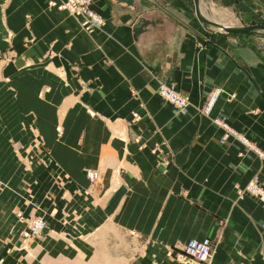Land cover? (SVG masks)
I'll use <instances>...</instances> for the list:
<instances>
[{"label": "crops", "instance_id": "1", "mask_svg": "<svg viewBox=\"0 0 264 264\" xmlns=\"http://www.w3.org/2000/svg\"><path fill=\"white\" fill-rule=\"evenodd\" d=\"M64 1L0 0V264H181L169 249L205 238L210 264H264V206L237 194L264 162L214 122L264 153V33L211 34L193 0H94L87 31ZM205 4L264 24V0ZM19 215L46 232L24 242Z\"/></svg>", "mask_w": 264, "mask_h": 264}, {"label": "built area", "instance_id": "2", "mask_svg": "<svg viewBox=\"0 0 264 264\" xmlns=\"http://www.w3.org/2000/svg\"><path fill=\"white\" fill-rule=\"evenodd\" d=\"M94 0H65L61 6H58L60 9H65L75 16L83 18V26L87 31H90L93 28H101L105 21L104 19L92 11L91 6ZM221 93L219 90L215 96L210 95L206 98L205 102L202 105V113L207 115L211 112L213 104L215 103L217 96ZM158 94L165 101L170 103L177 111H181L188 106L187 98L178 93L172 86H169L165 83H161L158 87ZM230 134L235 136L233 130L229 131ZM236 137V136H235ZM228 135L224 136V139H227ZM239 140L243 138L237 136ZM243 143L247 144V141L242 140ZM250 146V145H248ZM254 151L257 155L264 160V153L259 151ZM97 172H90L88 174V180L90 184H94L97 181ZM239 194H246L255 197L260 203L264 205V187L258 182L256 178L250 181L245 189L239 190ZM19 219L22 223L25 224V229L23 232V237L26 240H36L39 239L43 234L46 228L45 218L33 217L30 221L24 216L19 215ZM28 220V221H26ZM185 252L183 256H180L185 264H208L212 257V246L211 240H191L189 241L187 247H185Z\"/></svg>", "mask_w": 264, "mask_h": 264}, {"label": "rangeland", "instance_id": "3", "mask_svg": "<svg viewBox=\"0 0 264 264\" xmlns=\"http://www.w3.org/2000/svg\"><path fill=\"white\" fill-rule=\"evenodd\" d=\"M202 8H204L203 10H204V13H205V15L206 16H210V17H215L216 15H218V14H231V23L233 24V25H235V26H237V25H239V26H242L241 25V23H240V21L237 19V18H235V16H234V14L231 12V10L230 11H227V10H219V9H209V7L205 4V0H204V5L202 6ZM205 9H207V10H205ZM207 12V13H206ZM258 33V32H257ZM257 33H253V34H257ZM231 36V35H230ZM166 84V83H165ZM170 86V85H169ZM173 87V86H172ZM174 88V87H173ZM158 92V91H157ZM159 95V94H158ZM212 95V94H211ZM221 95V93H219V95L217 96V99L219 98V96ZM216 99V100H217ZM215 103H216V101H215ZM215 103L213 104V107H214V105H215ZM212 107V108H213ZM203 108V107H202ZM176 110V109H175ZM201 113H202V109H201ZM203 114V113H202ZM204 115V114H203ZM0 117H1V122H3L4 120L2 119L3 117H2V115L0 114ZM215 122H218V123H220V124H222V125H224L225 127H227V131L229 132V128H228V125L227 124H225V122H223V121H221V120H216ZM25 129H22V131H24ZM11 131H16V129H13V130H9V129H7V128H1L0 129V138L2 137V136H14V132H13V134H10L9 135V132H11ZM30 131V133H31V137L32 138H41L42 136H41V134L39 133V131L37 130V129H30L29 130ZM234 131V130H233ZM224 132V131H223ZM234 133H235V136L234 135H232L231 134V138H237V135H239L238 133H236L235 131H234ZM225 135H227V134H225V133H223V138L222 139H224V136ZM240 136V135H239ZM223 141H226V139L225 140H223ZM248 142V145H250L249 147L251 148V149H253V146H251V144L249 143V141H247ZM260 158V157H259ZM261 159V158H260ZM262 160V159H261ZM263 162H264V160H262ZM99 169H101V168H99ZM102 170V169H101ZM97 172L99 175L97 176V181H95L94 182V184H90L91 182L88 180V174L90 173V172ZM102 173L103 172H101L100 170H98V169H89V170H87L86 171V179L88 180V188H87V194L88 195H91L93 198H96V197H98L100 194H102L104 191V187H103V185H104V176L102 175ZM247 186V185H246ZM243 189H245V187L244 188H237V194H238V196H243V195H246V194H239V190H243ZM103 191V192H102ZM251 197H253V196H251ZM254 199H256L255 197H253ZM257 200V199H256ZM257 202L259 203V204H261L262 206H264L262 203H260L258 200H257ZM34 217H41V218H45L44 216H42V215H36V216H34ZM26 219H28L29 221L32 219V218H26ZM20 220V219H19ZM28 220H26V221H28ZM45 222H46V228H45V230H44V233L46 232V230H47V221H46V219H45ZM24 229H25V224H24ZM24 229L21 231V234H20V236L22 237V239L24 240V242H30L32 239H30V240H26L24 237H23V232H24ZM41 238V237H40ZM39 238V239H40ZM205 239H209V240H211V246H212V250H213V253H212V257H211V259L213 258V256H214V241L212 240V239H210V238H205ZM202 240H204V239H202ZM191 241V240H190ZM189 243V241L187 242V244ZM187 244L185 245V246H183V247H181V248H168L169 249V253H168V257H173L177 262H180L181 264H185L184 262H183V260H182V258L180 257V256H183V253L185 252V247L187 246ZM167 249V250H168ZM174 251H178L179 253L177 254V255H175L173 252ZM173 254L175 255V256H173ZM208 264H210V261H209V263Z\"/></svg>", "mask_w": 264, "mask_h": 264}, {"label": "water", "instance_id": "4", "mask_svg": "<svg viewBox=\"0 0 264 264\" xmlns=\"http://www.w3.org/2000/svg\"><path fill=\"white\" fill-rule=\"evenodd\" d=\"M195 6V13L198 21L211 34L219 33L226 36L230 35H243L253 33H264V24H255L249 26H223L216 23L210 17L206 16L201 6L200 0H193ZM216 29V30H213Z\"/></svg>", "mask_w": 264, "mask_h": 264}, {"label": "bare ground", "instance_id": "5", "mask_svg": "<svg viewBox=\"0 0 264 264\" xmlns=\"http://www.w3.org/2000/svg\"><path fill=\"white\" fill-rule=\"evenodd\" d=\"M204 2V1H203ZM202 3V2H201ZM61 6V5H60ZM57 9H59V10H65V9H60L58 6H57ZM204 9V8H203ZM205 10H207V9H205ZM207 13V12H206ZM210 17V16H209ZM210 19H212L213 21H215L216 23H219V24H221V25H223V26H235V25H233L232 23H231V18H230V16L229 15H224V14H218V15H216L215 17H210ZM237 26H239V25H237ZM213 30H216V29H213ZM175 89V88H174ZM157 91H158V89H156ZM177 91V90H176ZM178 92V91H177ZM218 92V91H217ZM217 92H215L214 94H215V96H216V94H217ZM179 93V92H178ZM181 94V93H180ZM162 98V97H161ZM163 99V98H162ZM164 100V99H163ZM165 101V100H164ZM167 102V101H166ZM170 104V103H169ZM213 109V108H212ZM212 111V110H211ZM206 116H210V113L209 114H207V115H205V117ZM215 122V121H214ZM216 123V125H218L223 131H224V133L225 134H227L228 135V138L227 139H229V138H231V134L227 131V127H225L224 125H222V124H220V123H218V122H215ZM228 128H229V131L230 130H233V129H231L229 126H228ZM237 136H239V135H237ZM242 137V136H241ZM243 138V137H242ZM226 139V140H227ZM237 140H239L238 138H236ZM244 139V138H243ZM242 139V140H243ZM242 140H239L240 142H242ZM245 140V139H244ZM245 141H247V140H245ZM243 143V142H242ZM245 146H247V147H249L248 146V142H247V144H245V143H243ZM253 150H254V148H253ZM188 245V244H187ZM187 247V246H186ZM211 260V259H210Z\"/></svg>", "mask_w": 264, "mask_h": 264}]
</instances>
